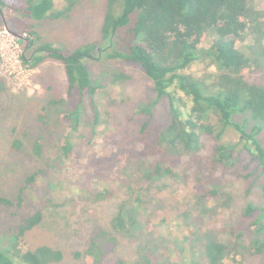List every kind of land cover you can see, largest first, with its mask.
Masks as SVG:
<instances>
[{"label": "rangeland", "instance_id": "1", "mask_svg": "<svg viewBox=\"0 0 264 264\" xmlns=\"http://www.w3.org/2000/svg\"><path fill=\"white\" fill-rule=\"evenodd\" d=\"M253 3L264 11V0ZM63 7V0H56V8ZM105 10L106 0H80L72 12L60 18L36 20L6 7L0 13V195L14 202L0 203V245L11 248L18 225L42 210V221L27 234L28 243L31 247L49 244L62 249L65 257L57 264H119L120 259L124 264H135L146 238L164 256L175 252L176 247L190 238L191 248L185 255L190 260L195 255L201 264H208L204 252L207 242L217 239L229 247L237 246L235 259H227L226 264H264V253L253 254L249 248L254 221L264 204V168L247 146L239 143L240 130L232 127L224 137L238 145L233 164L226 166L215 161L216 140L205 134L204 146L198 154L182 157L171 172L164 173L153 184L144 182L136 176L150 168V159L142 160L133 154L142 148L138 133L148 116L139 112L138 106L156 97L145 72L121 57L88 60L100 111V124L96 126L89 93L75 88L69 92L61 61L46 57L37 66L24 61L44 42L71 52L83 43L100 40ZM5 23L25 36L33 30L34 41L25 45L9 33ZM254 23L239 38L238 46H249L248 52L257 62L243 71L246 79L264 85V17ZM213 38V34L209 35L201 46L209 47ZM137 41L122 30L116 47L128 52ZM185 72L211 84L221 75L213 62L203 58ZM58 96L67 98V103L50 108V120L43 123L39 119L43 107ZM74 108L79 109L80 123L72 132L74 150L67 157L62 153V144L73 120L60 116L70 114ZM152 115L155 134L169 122L168 98L157 102ZM246 117L249 118L246 114L239 115L235 120L243 122ZM258 123L261 130L256 138L264 146V122ZM253 126L254 121L249 118L246 132L252 131ZM36 141L42 144L40 156L34 149ZM36 171L35 178L26 182ZM138 185L145 187L142 190L146 202L139 207L141 212L132 199ZM198 185L216 189L217 197L211 196L206 203L200 201ZM102 191H107V197H100ZM127 199L132 200L131 210L137 211L140 221L135 236L114 233L117 243H113L103 259L88 262L84 252L91 238L102 228L113 231L111 220L119 204ZM248 204L256 209L245 215ZM146 222L152 224V230L147 229ZM261 236L264 238V232ZM75 252L81 255L78 257ZM182 256L177 254V258Z\"/></svg>", "mask_w": 264, "mask_h": 264}, {"label": "trees", "instance_id": "2", "mask_svg": "<svg viewBox=\"0 0 264 264\" xmlns=\"http://www.w3.org/2000/svg\"><path fill=\"white\" fill-rule=\"evenodd\" d=\"M80 0H63L65 7L56 8V0H0V8L4 7L36 20L45 17L60 18L72 12ZM264 11L258 10L253 0H106V10L101 29L100 40L83 43L71 52L52 43L44 42L24 61L31 66L42 63L46 57L61 61L66 69L69 81V92L77 89L87 91L91 97L93 121L100 124V111L95 102L96 86L93 84L88 60L121 57L137 64L153 84L155 99L139 104L138 111L147 116L140 127L138 139L142 148L134 152V157L150 159L149 169L141 170L137 179L153 184L160 180L164 173L172 171L173 166L184 156L198 154L203 148V135H212L216 140L214 159L226 166L234 163V153L238 145L225 140L227 131L236 127L242 132L240 142L247 146L253 156L264 168V146L256 138L261 130L258 122H264V85L250 82L243 71L255 65L256 58L248 50L249 46H238V40L256 20L261 22ZM126 30L138 41L130 45L128 52L119 51L116 47L119 32ZM213 34L214 40L207 48L201 46L203 41ZM23 35V34H22ZM29 36L20 39L29 46L36 33L29 30ZM203 58L213 62L221 71L219 79L208 83L198 77L186 73L195 61ZM168 98L170 107L169 122L154 134L152 124L153 109L162 98ZM67 103V98L58 96L51 98L43 107L39 119L47 124L50 108H58ZM79 109L60 116L63 120H73L69 134L62 144V153L69 157L74 150L71 140L73 130L79 128ZM76 116H75V115ZM248 115L253 119L252 131L246 132L249 120L236 121V116ZM35 152L41 155L42 144L35 142ZM36 173L26 178L32 181ZM151 184L149 187H151ZM144 186H137L136 196L132 198L141 212V205L146 202ZM264 194V185L262 187ZM22 188L18 193L19 203L23 198ZM108 191V190H107ZM100 192V197H107ZM198 198L206 203L211 197H217L216 189H206L198 185ZM0 203L14 202L0 195ZM131 199L119 204L117 213L111 220V228L100 229L90 240L84 255L88 262H100L107 250L117 243V236L133 237L139 229L140 221L137 211L131 210ZM256 207L248 204L244 214L250 215ZM43 219L42 210L26 217L14 232V243L11 248L0 245V264H57L65 253L62 249L40 244L31 247L27 234L40 224ZM144 225V224H143ZM152 230V224L145 223ZM253 238L249 248L253 254L264 253V204L260 207V215L254 221ZM115 233V234H114ZM151 231H149L150 235ZM188 243V245L186 244ZM190 238L175 252L164 256L146 238L140 245L139 262L135 264H201L185 255L190 246ZM110 246V247H109ZM23 247V248H22ZM167 251V247L165 248ZM237 246L229 247L217 239L209 240L205 246L208 264H226L229 258L235 259ZM235 252V253H234ZM182 257L177 258V254ZM80 256V252H75ZM83 255V253H82ZM119 264L126 263L120 259Z\"/></svg>", "mask_w": 264, "mask_h": 264}, {"label": "water", "instance_id": "3", "mask_svg": "<svg viewBox=\"0 0 264 264\" xmlns=\"http://www.w3.org/2000/svg\"><path fill=\"white\" fill-rule=\"evenodd\" d=\"M5 27L7 28V30L9 31L10 34L14 35L15 37L19 38V39H23L25 38L24 35L20 34L19 32L13 31L11 30L7 24L5 23Z\"/></svg>", "mask_w": 264, "mask_h": 264}, {"label": "flooded vegetation", "instance_id": "4", "mask_svg": "<svg viewBox=\"0 0 264 264\" xmlns=\"http://www.w3.org/2000/svg\"><path fill=\"white\" fill-rule=\"evenodd\" d=\"M3 12H4L3 9L0 8V13L3 14Z\"/></svg>", "mask_w": 264, "mask_h": 264}]
</instances>
